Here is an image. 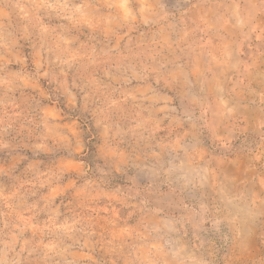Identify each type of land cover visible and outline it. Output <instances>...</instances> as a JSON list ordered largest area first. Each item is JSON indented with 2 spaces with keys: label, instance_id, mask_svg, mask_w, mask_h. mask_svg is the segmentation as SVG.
Wrapping results in <instances>:
<instances>
[{
  "label": "rangeland",
  "instance_id": "obj_1",
  "mask_svg": "<svg viewBox=\"0 0 264 264\" xmlns=\"http://www.w3.org/2000/svg\"><path fill=\"white\" fill-rule=\"evenodd\" d=\"M0 264H264V0H0Z\"/></svg>",
  "mask_w": 264,
  "mask_h": 264
}]
</instances>
